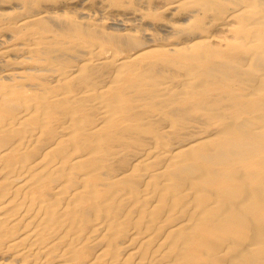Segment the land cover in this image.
<instances>
[{"label": "bare ground", "instance_id": "obj_1", "mask_svg": "<svg viewBox=\"0 0 264 264\" xmlns=\"http://www.w3.org/2000/svg\"><path fill=\"white\" fill-rule=\"evenodd\" d=\"M0 264H264V0H0Z\"/></svg>", "mask_w": 264, "mask_h": 264}]
</instances>
